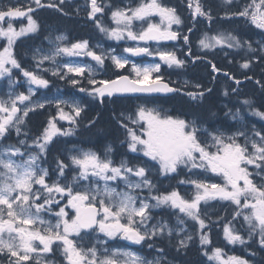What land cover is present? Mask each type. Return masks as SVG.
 <instances>
[{"label":"snow or ice","instance_id":"6c2138e0","mask_svg":"<svg viewBox=\"0 0 264 264\" xmlns=\"http://www.w3.org/2000/svg\"><path fill=\"white\" fill-rule=\"evenodd\" d=\"M231 2L232 0H225V3ZM64 3L65 0H59V4ZM193 3L194 0H188L190 9H193ZM89 6L88 18L95 21L99 31L116 41L144 42L145 45L150 41H175L180 33L173 30V25L179 26L183 23L177 9L163 5L161 0H140L135 7L112 10L111 20L115 27L111 28L105 27L96 19L97 14L104 13L105 7L110 5H103L98 0H89ZM45 7L62 11L58 4L51 0L48 3L31 0L26 8L11 5L6 8L0 7V39L6 40V44L0 50V78H8L10 89L7 98L0 97V255L7 257V264H55V261L45 258L47 254L53 253L54 245L63 256L64 264H153V261L145 260L136 252L120 248L110 249L105 245L108 240L116 239L140 245L146 240L164 238L165 235L171 238L174 231L177 235L185 232L184 228L181 227L177 231L166 222L148 224L152 219L151 210L161 207H168L195 221L199 225L200 245L202 247L210 245L209 235L204 231L209 228V223L206 222L205 214L201 212V204L207 205L214 200L234 205L236 210L233 220L242 216L248 226L246 240L234 226H230L231 221L225 223L223 235L228 244L243 245L258 237L260 247L264 248V134L261 131L253 129L252 135H249L247 131L238 129L228 134L219 128L210 130L202 127L195 120L161 115L158 109L141 105L137 109L135 119L128 117L132 124L141 126V134H137L135 129L128 128L127 125L122 126L127 128L129 151L142 153L148 161L134 166H129L127 161L115 165L109 155L112 152L110 145L103 157L94 151H81L70 157V165L62 160L57 161L55 169L57 177L51 183L48 182L50 179L48 169L39 167L37 161L40 155L46 153L55 136L72 135L74 128L62 130L57 127L56 118H50L47 126L31 145L39 149V154L29 152L26 159L25 151H22L20 146H24L25 150L31 146L27 145L25 140L18 141L20 146L2 143L12 131H15L17 136L27 135L22 126L26 124L29 113L43 109L45 103L49 102L46 99L33 100L38 89L48 88L49 81L37 71L23 68L14 53V45L18 39L39 31L40 25L32 14L37 9ZM226 15L247 18L256 28L264 30V0H251L242 11ZM197 16L207 17L209 20L212 18L210 11L203 10L199 0H195L192 11L193 19ZM153 17H159V22H153ZM18 18L27 20L26 26H21L19 30L12 23ZM6 20L5 27L3 22ZM136 22H140L138 29L134 27ZM64 39L66 37L62 35L56 37L57 41ZM183 39L187 43L189 38L185 35ZM199 44L203 49H213L217 46L240 48L247 44L252 50L250 42L242 43L241 39L232 33H219L211 37L205 34ZM261 50L264 51V46ZM123 51L132 56H158L168 67L185 65V61L178 59L174 51L150 50L148 46H140L139 43L134 47H126ZM81 55L91 57L101 68L106 59H110L117 69H123L130 63L124 56L111 53L105 55L103 52L97 54L89 49L88 41L85 40L70 46L58 44L50 54L43 55L37 60V69H42L45 61L56 64V58L60 56ZM212 67L214 71H219L215 65ZM241 67L248 68L249 62L246 61ZM14 69L19 70L25 78L28 84L27 94L16 93L13 90L19 83L12 79ZM62 69H66L63 75ZM160 70L159 63L142 67L133 63L131 72L134 76L120 75L116 79L98 81L94 78L95 72L91 66L64 63L62 68L57 65L52 75L64 79L69 73L83 76L87 72L88 84L93 87L91 89L80 87L79 91L99 97L103 102L104 97H113L117 94L179 91L165 82L161 75H153L160 73ZM70 83L75 86L79 81L72 79ZM187 95L196 100L202 98L204 93L188 92ZM243 103L251 106L248 100ZM55 105L60 120H66L72 125L77 124V118L83 111L79 103L57 99ZM62 105L70 108V111L65 112ZM252 114L264 120V112L259 109L253 108ZM238 118L242 119L239 110L232 114L233 120ZM241 138L243 143L240 142ZM14 157H20L19 161ZM149 161L158 165L161 175L177 173L182 167L189 171L200 169L220 177L223 183L201 179L181 180V184L194 185L195 192L191 199L185 198L177 190L153 195L156 185L148 175L151 170L148 166ZM70 167L74 174L69 180L66 169ZM132 177L137 179L133 180ZM62 179L66 182L62 183ZM82 181L86 183L81 184ZM101 181L103 186L100 184ZM116 181L123 182L127 190L118 191L112 187L111 182ZM145 188L148 189V197L142 198L136 194L137 190ZM57 194L67 197V204L52 213V206H59L60 203L55 198ZM68 207L74 210L71 218L66 211ZM45 212L56 217L55 223L44 219L42 213ZM184 223L185 221L178 215L177 224ZM93 232L98 233L96 242L86 247L83 243L84 237ZM99 234L107 239L101 240ZM192 240V235H185L179 239L176 244L177 251L187 249ZM158 251L163 252V249ZM203 254L209 261H216L218 264H248V261L234 255L224 259L223 250L219 247L214 248L211 254L207 251ZM155 264H161L159 258Z\"/></svg>","mask_w":264,"mask_h":264},{"label":"trees","instance_id":"16d2710c","mask_svg":"<svg viewBox=\"0 0 264 264\" xmlns=\"http://www.w3.org/2000/svg\"><path fill=\"white\" fill-rule=\"evenodd\" d=\"M186 2V6L184 4L182 5L183 11L179 12V15L182 19V21L188 22L189 28L186 31V34L188 36V42H187V48L188 51L185 53L188 58L194 62L197 60V56L195 53L192 52L190 43L192 41L191 37L193 34L197 33V26L198 22H200L199 19L207 24V26L210 28L213 25V19L209 20L207 17L203 16H197L195 19L192 17V11L195 7V0L193 3V9H190L188 7V0H184ZM176 2V1H173ZM201 6L204 11H210V13H217L222 11V9L216 5H213V7L207 6L205 2L201 3ZM187 11H186V9ZM106 8L104 13L97 14L96 19L99 20L103 25H106V19H107V12ZM34 17L37 18L39 21H43L44 24L53 25L54 27H59V29H63V23L65 26H67L69 29H74L72 31V35H81V38H84L85 36H93L99 39L103 38V36L99 33L98 28L96 26V23L94 20L89 19L88 17H84L83 15L78 17H71L68 15H65L56 8H42L40 10H36L33 13ZM220 18L223 17V14H218ZM66 19H72L75 21H79L80 19H85L87 21V25H82L83 30L77 31L76 28L77 25L70 20ZM79 23V22H78ZM191 29V31H189ZM85 33V34H84ZM94 34L96 36H94ZM99 36V37H98ZM1 46V44H0ZM21 44H18L16 46L17 52L16 57L19 61L23 63V57L21 55ZM197 63L200 64L198 61ZM209 64H212V60H208ZM111 65L108 66L109 72L111 71ZM110 67V68H109ZM191 66L188 65L185 67L186 71L189 70ZM113 72L112 74H116L117 72ZM110 72V73H111ZM172 74L180 75L184 72V68H181L179 71H171ZM217 92V91H216ZM213 94H209V100L211 103L206 104L208 106V110L201 107H197L192 105L188 99L182 97L175 96L173 98H166L162 99L168 104L172 106L173 114L174 115H180V116H197L201 119L204 117V113H211V117H213V111L216 109V105H214L213 98H215V94L220 96V92ZM141 99V98H140ZM211 104V105H210ZM169 105V106H170ZM134 105L131 103L130 99L127 98H116V97H104L103 102H101V98L95 97L93 100V103L85 108L81 115V120L77 122L76 125H70L66 126V130L69 128H74V134L69 135L67 137H64L67 140V143H75L80 146H86L91 147L95 150L98 154H103L105 151L104 145L105 142H109L113 146V153L112 157L117 160L118 158H122V156H127L128 152L124 148L126 143L127 135V128L123 127L122 125H127L128 128H131V126L125 122L121 118L122 112H132L134 111ZM172 114V115H173ZM54 117L53 112H48L47 110L41 109L38 111H35L34 113H31L26 118V126L28 129H30V136H37L40 135L42 130L44 129V122ZM12 139L11 132L5 139V141H10ZM67 158L65 155L61 152V149L56 146V139L53 140L52 145L47 151V162L48 164H51L52 162L62 160L65 164H69V161L66 160ZM130 165L134 166L137 164H141V161H135L133 159H129ZM71 169H66V174L68 178H71ZM161 182V181H160ZM156 193H166V191L160 186L156 185V188L153 190L152 194L156 195ZM210 217L206 219V222L209 223V228L204 229L205 232L208 233L210 240H213V242H219V245H215L212 243L213 246L221 248V244L225 246V244H228L226 240L223 239L222 233L223 229L220 228V225L222 223L223 217L220 215L218 211L211 210L210 211ZM232 213H229L227 215L228 219L231 218ZM192 221H190L191 223ZM223 226V225H222ZM238 231L240 234H242L244 237H248V226L247 228L245 225H242V221H239L237 224ZM193 228L195 226L193 225ZM216 234H219V237H216ZM153 246L156 248L154 249H163V251L171 258L176 260L179 264H199L200 259V252L202 246L199 243V239L197 238L194 241V248L189 247L187 249H182L180 251H177L176 244L177 242L174 240L173 237H164L161 239H156L152 241ZM247 246V247H246ZM241 247H243V250L247 249L249 255L247 256L248 260L251 261L250 264H264V255H263V249L261 248L258 243V237L253 238L252 240L248 241V244H243ZM210 252V251H209Z\"/></svg>","mask_w":264,"mask_h":264},{"label":"rangeland","instance_id":"374dc122","mask_svg":"<svg viewBox=\"0 0 264 264\" xmlns=\"http://www.w3.org/2000/svg\"><path fill=\"white\" fill-rule=\"evenodd\" d=\"M1 1V0H0ZM29 1H31V0H8L7 1V4H11V5H14V4H20V5H22L23 3H25V2H29ZM138 5V4H137ZM137 5H133L134 7L135 6H137ZM130 6V3L129 2H126V3H124V5L123 6H121L120 8H125V7H129ZM25 20H26V18H25ZM152 20H153V22H159V17H153L152 18ZM27 24V23H26ZM26 24L24 25V26H26ZM146 26V25H145ZM134 27L135 28H139L140 27V22H136L135 23V25H134ZM173 27L174 28H177L178 26H176V25H173ZM19 30V29H18ZM174 31H175V29H173ZM62 35V34H61ZM61 35H59V34H56L55 32H50V34H49V36H51L50 38H45V40H44V43L46 44V46H37V45H35V46H32V48H33V54H31L32 55V57H35V59H36V61L41 57V56H43V55H47V54H50L51 53V51H53L54 49H55V47L59 44L60 45V43H61V41H57L56 40V37L57 36H61ZM63 36V35H62ZM65 37V36H64ZM64 41H65V39H64ZM125 41V44L126 45H128V46H136V44L137 43H139L140 44V46H145V44H144V42H133V41H128V40H124ZM67 42V41H66ZM163 43H170V44H172V43H174V41H163ZM65 45H67V46H70L71 44H68V43H66V44H62V45H60V46H65ZM96 47H99V49H100V53H104L105 55H107V54H109V53H111V54H114V55H117V56H124V57H126V58H128L129 59V61H130V63L128 64V65H130V66H128L129 67V69L131 70V65L133 64V63H135V62H133V61H131L132 59H130V57L127 55V53H125V52H117L116 51V47H113V46H106V45H103V44H100V45H95ZM154 48H155V50L156 49H159V50H167V51H170L171 50V47H168V49H165V48H159L158 46H154ZM37 50H39V51H37ZM87 55H81V56H71V57H69V56H60V57H57L56 58V64H53L51 61H45L44 62V64L42 65V69H48L49 71H47L50 75H52V71L57 67V65H60L61 66V68H62V65L64 64V63H73V64H79V65H82V66H91L93 69H94V72H95V75H94V78L96 79V80H104V78H97V75H99V73L97 72L99 69H100V67L96 64V62H94V63H89V62H86L85 63V60L84 59H82L83 57L85 58ZM152 58H153V56H151ZM158 57V56H157ZM58 58H59V60H58ZM61 58H70V59H67V60H64L63 61V59L61 60ZM155 63H159L160 65H162L164 62L163 61H160V59H159V57H158V60H156V61H147V62H144V63H135L137 66H145V65H150V64H155ZM24 68V67H23ZM34 68L36 69V71L40 74V75H42L43 76V71H39L38 69H37V63H36V65L34 66ZM66 71V69H62V71H61V75H63L64 74V72ZM14 72H16V73H18V74H13V76H12V79L13 80H17V81H19V83L20 82H22L23 84H25L26 86H25V88H24V93L25 94H27V88H28V84L26 83V81H25V78L22 76V73L19 71V70H16V69H14L13 70V73ZM158 73H154L153 75L155 76V75H157ZM74 75V74H73ZM86 75H88V74H86ZM132 75L134 76V73H132ZM89 77V76H88ZM43 78H44V76H43ZM18 83V84H19ZM16 86V85H15ZM35 87V86H34ZM47 89V88H46ZM9 84H8V78L7 77H5V78H0V97H3V98H7V93L9 92ZM15 92H16V90H15V87H14V89H13ZM39 92H44V94L42 95L43 97L41 98V96L39 97V95H40V93ZM45 88H40V89H38L37 91H36V95L33 97V100H41V101H43V100H47V101H49L48 103H45V104H49V105H51L52 107L55 105V101L57 100V99H60V100H66V101H68L66 98H63V97H61V94H59L58 95V92H57V90H54L53 92H54V94L52 95V96H50L49 97V95L48 94H45ZM16 93H19V92H16ZM76 97H79L78 95L76 96ZM80 98V97H79ZM79 98H76V99H78V100H80ZM70 103H71V101H69ZM77 102V101H76ZM27 103V102H26ZM78 103V102H77ZM54 104V105H53ZM141 105H143V106H146V107H149V108H156V109H158L159 110V108L157 107V106H154V105H144V104H141ZM56 106V105H55ZM81 106V105H80ZM21 107H23V106H21ZM62 107H64V110H65V112H68L69 110H70V108H67V106H64V105H62ZM240 117H242V119H237V130L239 129V130H244V131H247L248 132V130H249V126H248V123H251V124H253V126L255 127V125L254 124H256L255 122H250V121H245V117H244V115H240ZM135 119V118H134ZM242 125H244L245 127H242ZM203 127V126H202ZM236 130V131H237ZM257 131H258V128L256 129ZM16 134V133H15ZM249 135H252L251 133H248ZM25 141L27 142V145H33V142H30V140H26L25 139ZM241 143H243V140L241 141ZM31 147H35V146H31ZM30 148V147H29ZM29 148H27V150H25V148L23 147V148H21V150L22 151H25V156H24V159H26L27 158V154L29 153L28 152V149ZM36 148V147H35ZM38 149V148H37ZM39 150V149H38ZM249 150L251 151V147L249 146ZM81 152V151H80ZM31 153V152H30ZM33 154H35V153H33ZM75 154H78V153H73L72 151L70 152V156H72V155H75ZM137 154H141L140 152H137ZM14 159H16V160H18L19 161V159H20V157H14ZM39 165V167H41V168H45V167H43V166H41L40 164H38ZM45 169H47V168H45ZM253 169L250 167V171H252ZM50 177V176H49ZM218 177V176H217ZM132 179L133 180H135V179H137V178H135V177H132ZM197 179H201V180H207V181H210V182H215V183H218V182H220V183H223V181H222V179L219 177V180H217V181H215V180H209L206 176H201V177H199V178H197ZM55 179L53 178V177H50V179H49V183H51L52 181H54ZM257 182H258V180H257ZM84 183H86V182H81V184H84ZM100 184H101V186H103V182L101 181L100 182ZM111 186L112 187H115V188H117V190L118 191H126L127 190V188H126V186H125V184L123 183V182H121V181H116V182H111ZM37 188L39 187V186H36ZM146 189V188H145ZM145 189H143V190H145ZM77 190H81V189H77ZM139 191L140 190H137V192H136V194L137 195H139L140 197H147V195L146 194H144V193H139ZM57 197H59V198H61V196H58V194L56 195V199H58L59 200V198H57ZM66 199L67 198H62V200L64 201L63 203H59V206H57V205H53L52 206V213H54V212H56V211H58L59 210V207H63V206H65L66 204H67V201H66ZM41 203L43 202L42 200L40 201ZM150 203H154V201H149ZM66 209H69V210H71V208L70 207H68V208H66ZM158 209V208H157ZM157 209H154V210H157ZM67 211V210H66ZM74 211V210H73ZM47 215H48V217H45V220H52L51 219V215H53V214H51V213H47ZM47 218V219H46ZM160 222H166V223H168V225H169V227H171V228H174V229H176L177 231H178V229L179 228H184L185 229V232H182V233H179V235H177L176 234V231H174V235L176 236V237H178V239H181V238H183L185 235H186V232H187V226L185 225V224H183V225H178L177 224V221H175V222H168V221H156V222H154V223H148L149 225H154V224H157V223H160ZM98 234V233H97ZM99 238L101 239V240H106L107 238L106 237H103L102 236V234H99ZM93 239L95 240V242H96V238H94L93 237ZM109 241V240H108ZM108 241H107V243H108ZM116 241H120V239H116ZM106 247H108V248H110V249H113V248H117V247H110V246H107V244L105 245ZM120 249H123V250H130V251H132L131 249H128V248H120ZM133 252H135V251H133ZM139 252V251H138ZM138 252H136V253H138ZM139 255H141L143 258H145L142 254H140V253H138ZM160 259V261H161V264H166V263H170L169 261H166V262H164L163 263V260H162V256L161 255H155V256H153V257H151V258H145V260H148V261H153V264H155V261L157 260V259ZM224 259H227V258H224Z\"/></svg>","mask_w":264,"mask_h":264}]
</instances>
